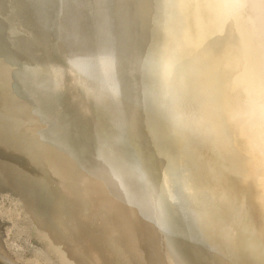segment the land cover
I'll return each mask as SVG.
<instances>
[{
    "label": "bare ground",
    "instance_id": "bare-ground-1",
    "mask_svg": "<svg viewBox=\"0 0 264 264\" xmlns=\"http://www.w3.org/2000/svg\"><path fill=\"white\" fill-rule=\"evenodd\" d=\"M122 1L1 0L0 146L41 177L50 207L64 212L52 244L90 264L67 235L68 213L93 264H130L90 217L87 181L99 168L116 184L119 208L129 207L145 260L264 264V187L255 174L257 163L264 168V0H231L233 34L221 24L214 35L203 32L217 15L213 0H145L149 18L142 39H130L132 61L118 54L125 34L110 8ZM27 38L43 59L31 60ZM242 52V85L252 90L230 94L218 79L228 71L229 80Z\"/></svg>",
    "mask_w": 264,
    "mask_h": 264
},
{
    "label": "water",
    "instance_id": "water-1",
    "mask_svg": "<svg viewBox=\"0 0 264 264\" xmlns=\"http://www.w3.org/2000/svg\"><path fill=\"white\" fill-rule=\"evenodd\" d=\"M213 1L218 6L217 15L213 17V20L210 23H209V19L205 18L203 26L207 27V29L204 30L203 32H205L206 35L210 33L211 35L220 33L223 30L221 28V24L222 25L225 24L226 28L227 26H229V29L231 33L233 34V30H234V27L236 26V20H237L235 19V17H237L236 16L237 12L235 10L234 4L233 3L231 4V0H213ZM0 4H2L1 0H0ZM120 4H121L120 7L117 9L115 2L113 4L112 2L110 3V8H112L116 12L115 18H116V22L119 23V30H121L122 33L124 32L125 34V37H124L125 39H123L124 46L123 45L121 46L120 50H118V54L122 55L123 58L125 57L130 58L131 56V61H132V40L130 41V39L133 38L132 36H134L135 32L136 34L141 35V39H142V31H144V28L146 27V24L149 18V9L147 7V3L145 0H123L122 3ZM229 17L230 19H228ZM236 30L238 34H240V31L237 28ZM128 32L130 33L129 35H127ZM31 41H29V39L27 38V41H24L22 43L24 47L26 48L25 51H27L28 53H31V57H32L31 60L34 62H36L39 58L43 59L44 57L41 54L43 52L42 48L35 45V43L32 44ZM218 41H219V46H222V47L226 46L225 43H223L222 41L220 40ZM126 43L127 45L125 46ZM254 47H258V48H255V56L257 60L259 57L260 62H263L261 58V53L263 54V49H262L263 46H260L259 44L258 46H254ZM241 50H244V44H243V49L241 48ZM243 54H245V52L244 53L242 52L241 61L238 64V66L233 70V72L229 75V80H227V75L229 73L228 71L226 73L224 72L221 73L220 76L222 78L218 79L219 83L225 88V90L228 89L229 90L228 93L230 94L231 93L235 94L238 87L240 88V93L244 90H247V91L252 90V88L250 87L251 85H248V86H246L245 84L242 85V83L248 80V78H245V76L241 74L240 72L243 68V66H241L243 59H244ZM26 55L28 56V54ZM45 58L47 57L45 56ZM127 62L128 61L126 59L125 61H121L120 64H122V66H125L127 65ZM257 66H258L257 69L260 72L261 68L259 69L258 64ZM23 79L25 81H28L26 78H23ZM34 79H35V76H34ZM221 82H224V83H221ZM253 138L256 143L259 141L254 135H253ZM147 141L149 142L148 139ZM4 149L5 148L0 146V154H2L1 152ZM3 153H6V152L3 151ZM6 154L11 157L14 156L11 152H9V154L8 153ZM13 158L16 159V157H13ZM154 159L156 163H157V160H160L159 157H157L156 155ZM260 166L261 164L257 163L255 174L257 175V178H256L257 180L261 179V183L263 184V187H264V172H262V170L264 171V168L259 169ZM89 173L91 175V178H88L87 183L90 186L91 188L90 190L95 197L93 198L91 195L90 201H92L93 206L88 205L91 208L90 217H91V220L95 222L97 226L100 227L99 229L102 231L100 233L105 237L106 242L111 247H113V249L114 248L117 249L118 247L122 250L123 254L120 256H122L124 262L130 263V264H138L137 262L132 263V256L126 250L127 247H129L131 250L132 248L135 250V255L136 257L139 256L138 259L141 262H143L144 260L143 264H153L151 261L144 259L143 250L142 249L140 250L141 247H139L140 245H138V241H137L138 239L136 236V228L134 227L135 222H133L135 221V219H132L133 217H131L130 215L129 207L126 206V208H124L126 212L119 208L120 206L122 207V204L118 198L119 191L117 190L116 184L112 181V179L108 178V176H106L104 172L99 170V168H98V171L92 170V172H89ZM35 177L37 178L39 182H41L40 184H42L45 188L44 197L46 199V205H48V209L45 210V212H42V210L37 208L35 205H32L28 203L27 201H23L21 203L20 214H26L27 218L34 224L36 229L40 233H44L46 232L45 228L43 227L44 222L46 223V220L50 219V205L52 203V192L49 191L50 189L47 190L48 187L45 186V183L43 182V180H41V177L37 175ZM261 193L264 198V191H262ZM96 194H99V199L97 198ZM100 197L102 200H100ZM100 206L101 207L106 206V209L109 210V213L107 215H103L100 210L101 209ZM112 215H117V217L121 219L122 221L116 222L114 217H109ZM13 242L14 241H12V243ZM53 244H54L53 248L56 254L58 253L60 255V253L62 254L65 252V250H62L63 248H61L58 243H53ZM15 245L17 247L16 243L14 244V246ZM66 256H67L66 258L67 261L69 263L72 262L74 264V262L72 261V258L69 255H66ZM28 259L29 261H32L33 264H39L40 262L41 263L43 262L38 257H31ZM25 260L27 261V259ZM61 263H62V260H61Z\"/></svg>",
    "mask_w": 264,
    "mask_h": 264
},
{
    "label": "rangeland",
    "instance_id": "rangeland-1",
    "mask_svg": "<svg viewBox=\"0 0 264 264\" xmlns=\"http://www.w3.org/2000/svg\"><path fill=\"white\" fill-rule=\"evenodd\" d=\"M1 153L3 155L0 154V261L4 264H33L28 258L38 257L43 261L39 264H68L63 254H56L51 242V234L60 232L61 226H65L61 222L64 212L50 207V219H45L46 223L44 222L43 226L46 232L40 233L27 218V215L20 214V212L23 201L35 205L42 212L48 209L44 197V186H41V182H37L35 175L21 166L18 159L16 160L3 151ZM16 164L18 165L16 166ZM66 215L71 226L67 235L71 236V239L80 247L87 262L93 264L90 256L86 253L85 241L78 226L70 214ZM12 241L17 244V247Z\"/></svg>",
    "mask_w": 264,
    "mask_h": 264
},
{
    "label": "clouds",
    "instance_id": "clouds-1",
    "mask_svg": "<svg viewBox=\"0 0 264 264\" xmlns=\"http://www.w3.org/2000/svg\"><path fill=\"white\" fill-rule=\"evenodd\" d=\"M169 67L171 68L172 71H175V63L174 62H170Z\"/></svg>",
    "mask_w": 264,
    "mask_h": 264
}]
</instances>
